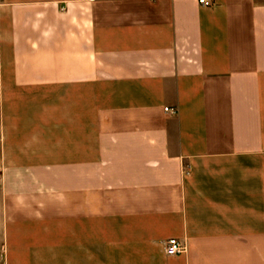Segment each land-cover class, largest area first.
I'll return each instance as SVG.
<instances>
[{
  "label": "crops",
  "instance_id": "1",
  "mask_svg": "<svg viewBox=\"0 0 264 264\" xmlns=\"http://www.w3.org/2000/svg\"><path fill=\"white\" fill-rule=\"evenodd\" d=\"M210 2L0 0V264H264V0Z\"/></svg>",
  "mask_w": 264,
  "mask_h": 264
},
{
  "label": "built area",
  "instance_id": "2",
  "mask_svg": "<svg viewBox=\"0 0 264 264\" xmlns=\"http://www.w3.org/2000/svg\"><path fill=\"white\" fill-rule=\"evenodd\" d=\"M198 5L202 7L213 6L210 0H198ZM184 251H185V246L178 239H174V238H170L164 247V252L165 254H167L168 257L180 256L184 253Z\"/></svg>",
  "mask_w": 264,
  "mask_h": 264
}]
</instances>
